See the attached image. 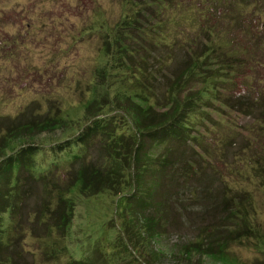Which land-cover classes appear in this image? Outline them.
<instances>
[{"label": "rangeland", "instance_id": "rangeland-1", "mask_svg": "<svg viewBox=\"0 0 264 264\" xmlns=\"http://www.w3.org/2000/svg\"><path fill=\"white\" fill-rule=\"evenodd\" d=\"M134 20L137 30L122 28ZM202 23L213 27L222 40L223 45L215 46L210 56L212 60L219 54L225 56L220 57L221 62L226 61L222 65L225 70L217 67L213 71L217 65L205 61L198 70V81L180 94L184 101L197 89L209 90L189 111L187 133L192 137L180 148L199 174L194 179L188 177L184 185L176 165L151 176V204L164 202L166 209L156 243L167 250L194 234L189 228L198 219L194 211L207 207L209 201L202 195L194 201L183 199L190 203L191 214L187 216L192 221L188 225L181 223L177 201L188 196L186 187L200 188L203 183L214 195L220 194V188L226 196L231 194L241 206L246 226L259 235L242 237L228 246L225 256L204 258V264H262L264 168L260 171L255 160L264 161V138L254 131H264V124L259 129L258 113H239L231 105L259 101L264 93V0H0V210L4 204L14 205V185H7L14 184L15 173H30L4 170L8 155L22 149L23 153L33 152L31 168L47 167L38 174L33 171L34 176L47 177L52 164H44L55 160L59 162L56 179L65 167L63 154L55 151L56 144L75 138L89 118L112 116L117 121V134L127 135V116L121 117L123 104L136 102L142 92L150 95V103L163 102L168 81L181 73L188 54L203 55L212 47L208 38L214 35H206ZM141 60L144 69L138 71ZM137 82L147 86V92L145 87L139 92ZM152 108L157 111L160 107L153 104ZM20 122L25 127L8 136L7 129ZM47 123L53 125L42 130ZM165 144L151 151L158 154ZM52 146L55 150L50 151ZM94 149L89 150L87 159L95 156ZM23 188L26 199L20 204V215L28 210V219L34 220L31 212L43 187L28 180ZM69 195L73 216L60 250L50 252L59 241L54 230L45 240L26 235L19 241L20 234L10 228V212L1 214L0 238H17L30 264H103L106 256L118 261L122 242L121 249H113L120 234L114 196L105 192L81 197L76 185ZM10 248L0 247V264H12ZM171 256L161 257L157 264H173Z\"/></svg>", "mask_w": 264, "mask_h": 264}, {"label": "trees", "instance_id": "trees-1", "mask_svg": "<svg viewBox=\"0 0 264 264\" xmlns=\"http://www.w3.org/2000/svg\"><path fill=\"white\" fill-rule=\"evenodd\" d=\"M165 6L163 5V8ZM135 25L136 21L134 20L122 26V28L125 31L127 29L137 30ZM201 26L206 35H209V32L213 33L214 36L211 39L208 38L212 47H209L208 52L203 55L188 54L183 62L181 73L168 81L169 85L163 92L166 94L162 95L163 102L150 103L148 97L150 95L142 92L141 97H138L136 102H132V104H127L126 102V104H123V107H121L123 111L121 117L125 118V115L127 116L126 124L129 131L127 135L119 136L117 134V121L112 116L89 118L75 138L70 141L69 139L61 140L63 143L59 141L56 144L55 149L57 150L53 146L50 149V151H58L59 155L63 154L64 156V158L63 156L61 157V162L64 163L65 167L60 170L62 173L57 177L58 179L54 178V173L57 171L59 165V162L55 160L44 164H52V167L48 170V176L44 177L42 175H33V171L38 174L47 169V167L44 169L41 165L37 169L31 168L30 161L33 160V152L28 151L23 153L24 150L22 149L20 152L18 151L13 155L7 156L6 165H3L5 167L4 170L18 171L25 169L26 172H30L27 176L15 173L14 184L7 185L8 187L14 185L13 192H16L13 195L14 205L4 204L0 210V217H2V213L8 212L9 214L10 212V228L12 231L20 234L18 236L19 241L26 235L37 238L40 241L45 240L48 238L49 232L54 230L58 235L57 239L59 241L53 243L55 249L50 252L60 250L62 247L60 243H62L63 237L66 235L72 221L74 203L69 195V191L75 185L81 197L105 192L114 196L113 199H115L117 205L116 209H114L115 220L117 222L116 229L123 237L119 234L115 238L113 249L115 247L120 248L122 244V251L120 250L118 261L114 257L111 259L109 256H106L103 257V264H111L113 260L116 261L114 264H157L161 257H166L167 255H172L171 257L174 258L173 264H204V258H222L225 256L228 246L233 242H240L239 240L242 237L255 234L259 236L250 225L246 226L247 220L241 214V206L231 194L226 196L224 189L220 188L218 189V193L220 194L218 196L214 195V192L208 191V187L205 188V184L201 183L202 187L200 188L195 185L186 187L188 196L181 197V200L178 199L177 201L180 202L178 203L177 211L180 208L181 223L183 224L192 221L187 216L191 214L188 206L190 203L184 202L183 199L194 201L197 200V196L202 195V197H206L209 201L207 207L194 211L198 219L194 224L191 222L189 226L194 234L184 237V239L181 238L182 240L179 245L176 244L174 248H168L167 250H164L156 243L161 232L159 231L161 222H164L166 219V209L164 202L154 201L151 204V183H153L151 176H157L156 171L164 169L166 166L176 165V168L181 171V183L184 185V182L189 180L188 177L194 179L199 174L198 168L194 167L189 160L184 158L183 149L180 150V148L185 145L188 137H192L187 133L191 123L188 118L189 111L194 108L196 100H203V97L200 95L209 90H205V88L201 90L197 89L198 91L193 94L194 96H187L184 101L182 98L180 100V94L182 96L184 88L198 81V70L205 61L210 62V65L213 63L217 65L213 71H217V67L220 68V71L225 70V67L222 65L226 61L222 60L221 62L220 59V57L225 56L216 55L217 60L213 59L215 62L210 56L211 51L215 50V46L223 45L221 43L222 40L220 41L216 37L217 31L214 34L213 27L203 23ZM186 37L188 39L191 38L190 36ZM252 60H256V56L252 57ZM143 63L144 60H141L136 66V70H143ZM261 65L259 67L263 68ZM263 69L262 71L264 72ZM142 74L145 76L143 79L147 81L146 74ZM135 79L138 81L140 78L136 77ZM137 85L139 92L144 87L146 88V92L149 89L147 86L142 87L138 82ZM236 101L234 100V102ZM153 104L160 108L154 111V108H152ZM236 104L231 105L232 110L236 112L248 113V115H253L255 112L258 113L260 117L257 121L260 122L261 120L258 128L263 129L264 93L260 95L259 101L252 100L249 103L246 101ZM240 105H243V107ZM87 108V111H89L90 106ZM121 121L123 122V120ZM123 124L125 125V122ZM52 125L47 123L41 129L43 130ZM21 126L25 127L23 126V122L16 123L8 128L6 131L8 136ZM254 134L259 135L260 138H264V131H254ZM93 139H95V142L92 144ZM59 143L61 144L59 145ZM163 143L167 145L163 146L160 153L154 154L151 151V149L158 148ZM93 148H96L94 149L95 156L87 159V153ZM72 152L74 153L72 154ZM195 153L200 156L199 158L202 161L201 155L197 151ZM255 162L257 163L255 166L262 171L264 161L258 159L257 162L256 158ZM39 168L42 170H39ZM259 175L257 173L258 177ZM28 180L38 182L43 187V193L41 192L39 196V202L31 212L34 220L28 219V210L20 215V207H22L20 204L26 199V189L24 190L23 187H26ZM18 201L19 203H17ZM236 205L238 206L236 207ZM183 215L186 219H183ZM116 216L118 217L116 218ZM205 217H212V220H206L204 219ZM0 230H2L1 227ZM19 241L15 237H12L9 241H4L0 238V247L4 249L7 246L11 247L9 252L12 253V264H30L26 261L27 253L21 247L22 244ZM40 241L38 245H40ZM2 250L0 249V253ZM115 254L116 252L113 255ZM73 261L76 262V260ZM73 261L69 263H74ZM84 264L88 263L84 261ZM262 264H264V259L262 260Z\"/></svg>", "mask_w": 264, "mask_h": 264}]
</instances>
